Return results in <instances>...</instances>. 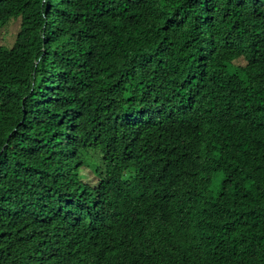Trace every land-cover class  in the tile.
I'll list each match as a JSON object with an SVG mask.
<instances>
[{
    "label": "trees",
    "instance_id": "obj_1",
    "mask_svg": "<svg viewBox=\"0 0 264 264\" xmlns=\"http://www.w3.org/2000/svg\"><path fill=\"white\" fill-rule=\"evenodd\" d=\"M12 20L0 264H264V0H0Z\"/></svg>",
    "mask_w": 264,
    "mask_h": 264
},
{
    "label": "rangeland",
    "instance_id": "obj_2",
    "mask_svg": "<svg viewBox=\"0 0 264 264\" xmlns=\"http://www.w3.org/2000/svg\"><path fill=\"white\" fill-rule=\"evenodd\" d=\"M18 30H19L18 20H12L6 27L0 29V46L10 47L15 40V36ZM218 188H219V180L215 179L212 181V183L209 186L210 193L212 195H215L218 191Z\"/></svg>",
    "mask_w": 264,
    "mask_h": 264
}]
</instances>
